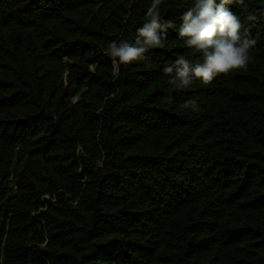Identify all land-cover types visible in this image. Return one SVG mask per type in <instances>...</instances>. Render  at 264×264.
Listing matches in <instances>:
<instances>
[{
	"label": "trees",
	"instance_id": "16d2710c",
	"mask_svg": "<svg viewBox=\"0 0 264 264\" xmlns=\"http://www.w3.org/2000/svg\"><path fill=\"white\" fill-rule=\"evenodd\" d=\"M151 3L0 0V264H264V0L231 6L246 67L179 91L193 0L159 5L164 48L110 56Z\"/></svg>",
	"mask_w": 264,
	"mask_h": 264
},
{
	"label": "clouds",
	"instance_id": "9594fccd",
	"mask_svg": "<svg viewBox=\"0 0 264 264\" xmlns=\"http://www.w3.org/2000/svg\"><path fill=\"white\" fill-rule=\"evenodd\" d=\"M163 0H152L145 14L142 27L136 29L134 42L121 40L109 45L112 58L118 65H129L133 61L146 60V53L153 48H164L169 28H175L172 21L163 20L159 5ZM242 6L245 0H193L180 16L177 36L186 48L199 54L197 62L179 56L163 68L168 82L175 90H184L197 80L209 85L215 77L243 69L250 60V49L256 41L247 36L244 22H254L256 15L249 13L243 21L231 6ZM242 29L244 32L242 34ZM185 108L198 110L194 100L184 104Z\"/></svg>",
	"mask_w": 264,
	"mask_h": 264
}]
</instances>
